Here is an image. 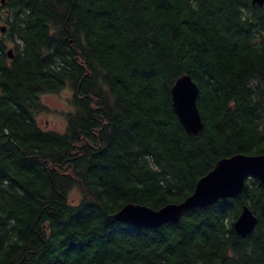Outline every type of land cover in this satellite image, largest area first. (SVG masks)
Returning <instances> with one entry per match:
<instances>
[{"label": "trees", "instance_id": "16d2710c", "mask_svg": "<svg viewBox=\"0 0 264 264\" xmlns=\"http://www.w3.org/2000/svg\"><path fill=\"white\" fill-rule=\"evenodd\" d=\"M0 264H264V184L157 228L123 223L194 192L224 158L264 153V3L0 0ZM13 48L14 57L8 50ZM198 85L188 133L171 89ZM69 86L64 132L36 120ZM83 196L71 203L69 191ZM244 206L258 218L243 237Z\"/></svg>", "mask_w": 264, "mask_h": 264}, {"label": "water", "instance_id": "95a60500", "mask_svg": "<svg viewBox=\"0 0 264 264\" xmlns=\"http://www.w3.org/2000/svg\"><path fill=\"white\" fill-rule=\"evenodd\" d=\"M5 0H2L4 2ZM254 4L262 5L264 0H252ZM4 33L6 25H1ZM10 58L14 50H8ZM174 110L188 133L198 135L203 127L202 118L197 104L198 85L189 74L180 76L171 89ZM256 177L264 184V153H238L220 159L214 168L201 177L194 192L179 203H169L159 209H153L143 204L127 203L114 214V218L123 223L136 226L157 228L171 221L178 220L182 213L190 208L206 207L224 198L238 196L246 180ZM258 222L257 216L244 206L234 222L235 231L245 237L253 232Z\"/></svg>", "mask_w": 264, "mask_h": 264}, {"label": "rangeland", "instance_id": "374dc122", "mask_svg": "<svg viewBox=\"0 0 264 264\" xmlns=\"http://www.w3.org/2000/svg\"><path fill=\"white\" fill-rule=\"evenodd\" d=\"M0 15L5 16L4 9L0 8ZM0 20V26L4 25ZM73 91L67 86L57 93H43L40 100L43 104V109L36 115L38 124L46 130H54L64 132L67 127L66 113L73 110L71 104ZM83 196V192L79 186L71 188L68 194L71 203H78Z\"/></svg>", "mask_w": 264, "mask_h": 264}]
</instances>
